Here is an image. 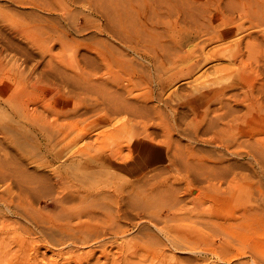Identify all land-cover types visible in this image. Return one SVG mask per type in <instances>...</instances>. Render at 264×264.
Listing matches in <instances>:
<instances>
[{
  "label": "rangeland",
  "instance_id": "1",
  "mask_svg": "<svg viewBox=\"0 0 264 264\" xmlns=\"http://www.w3.org/2000/svg\"><path fill=\"white\" fill-rule=\"evenodd\" d=\"M262 4L0 0V264H264Z\"/></svg>",
  "mask_w": 264,
  "mask_h": 264
},
{
  "label": "bare ground",
  "instance_id": "2",
  "mask_svg": "<svg viewBox=\"0 0 264 264\" xmlns=\"http://www.w3.org/2000/svg\"><path fill=\"white\" fill-rule=\"evenodd\" d=\"M215 1V0H214ZM262 5H264V4H262ZM261 6V5H260ZM251 7H253V6H251ZM235 10H237V9H235ZM256 11L255 12H253V14L255 13V15H257L258 16V14L260 13V15H261V13H262V15L261 16H264V7H262L261 8V10L260 11H258L257 9H255ZM238 13H239V8H238ZM242 11V10H241ZM246 11H248L247 9H243V12H245L246 13ZM249 11H250V9H249ZM258 11V12H257ZM102 13V12H101ZM103 14V13H102ZM235 14V13H234ZM109 15H110V13H109ZM236 15V14H235ZM238 16H239V14H238ZM110 17V16H109ZM251 17V16H250ZM259 17V16H258ZM115 18V17H114ZM173 20V19H172ZM112 21V20H111ZM177 21H178V19H177ZM262 21H264V20H262ZM191 23V22H190ZM175 24H177V23H175ZM199 24V23H198ZM256 24V23H255ZM260 24V23H259ZM155 25H156V23H155ZM160 25V24H159ZM258 25V24H257ZM152 26V25H151ZM174 26V25H173ZM108 27V26H107ZM124 27V26H123ZM167 27V26H166ZM170 27V26H169ZM110 28V27H109ZM126 28H128V27H126ZM185 28H186V26H185ZM189 28V27H188ZM187 28V29H188ZM168 29V28H167ZM183 29H184V27H183ZM204 30V29H203ZM209 30V29H208ZM110 31V30H109ZM112 31V30H111ZM123 31V30H122ZM175 31H177V30H175ZM210 31H212V30H210ZM227 31V30H226ZM193 32V31H192ZM201 32H203L202 30H201ZM207 32V31H206ZM131 33V32H130ZM167 33V32H166ZM172 33V32H171ZM170 33V34H171ZM180 33V32H179ZM198 33V32H197ZM207 33H209V32H207ZM216 33V32H215ZM177 34V33H176ZM112 35V34H111ZM114 35V34H113ZM222 35H224V34H222ZM116 36V35H115ZM206 36V35H205ZM202 37H204V36H202ZM171 38V37H170ZM126 40V39H125ZM177 40V39H176ZM190 39H188V40H186L185 42L186 43H188V41H189ZM129 44V43H128ZM176 44V43H175ZM175 47V46H174ZM178 47V46H177ZM236 49V48H235ZM233 56V55H232ZM178 59V58H177ZM255 70V69H254ZM188 71V70H187ZM189 71H190V69H189ZM260 71V70H259ZM258 72V71H257ZM258 74V73H257ZM120 77V76H119ZM118 78V77H117ZM120 79V81H121V78H119ZM114 80V79H113ZM134 80V79H133ZM116 81V80H115ZM118 81V80H117ZM116 81V82H117ZM111 82H113V81H111ZM128 82V81H127ZM121 84V83H120ZM119 84V85H120ZM116 85H118V84H116ZM121 87V86H120ZM199 90V89H198ZM2 91H6V90H4V89H1L0 90V93H2ZM224 92V91H223ZM222 91H220V92H218L217 93V99H220L221 98V100H223L222 99V97H224L226 94H225V92L223 93ZM258 92V91H257ZM262 92H264V91H262ZM209 93V92H208ZM201 96V95H200ZM262 96H264V95H262ZM4 97V104H12V103H15V104H19V106H20V104H21V109H20V111L19 112H21V113H25L26 112V109H25V107L24 106H26L25 104H24V100L22 101L21 99H20V96H19V99L20 100H18V99H11V100H8L9 99V97H5V96H3ZM18 97V96H17ZM17 97H15V98H17ZM104 97V96H103ZM214 97V96H213ZM245 97V96H244ZM247 97V96H246ZM246 97H245V99H246ZM106 100V99H105ZM216 100V99H215ZM214 100V101H215ZM113 101V100H112ZM112 101L110 102V103H112ZM115 101V100H114ZM218 101V100H217ZM240 101V100H239ZM254 101V100H253ZM252 101V102H253ZM220 102V101H219ZM248 102V101H247ZM127 103V102H126ZM249 103V102H248ZM251 103V102H250ZM258 103V102H257ZM256 103V104H257ZM114 104V103H113ZM118 104V103H117ZM224 104V103H223ZM255 104V103H254ZM104 105V104H103ZM116 105V103L113 105V106H115ZM119 105H121V104H119ZM244 105H246V104H244ZM256 106V105H255ZM262 106H264V105H262ZM12 107V106H11ZM106 107V106H105ZM115 107H117V106H115ZM118 107H120V106H118ZM251 107V106H250ZM257 107V106H256ZM101 108V107H100ZM248 108H249V106H248ZM248 108H246V109H248ZM125 109V108H124ZM136 109V108H135ZM250 109H252V107L250 108ZM255 109V108H254ZM103 110H105V114H103L104 116L106 115V116H108L107 114H106V110H108V109H105L104 107H103ZM110 110V109H109ZM108 110V111H109ZM114 110V109H113ZM112 110V111H113ZM208 110V109H207ZM261 110V109H260ZM117 111V110H116ZM121 111V110H120ZM125 111V110H124ZM250 111V110H249ZM252 112H253V109L251 110ZM256 111V112H255ZM254 112H255V115H256V113H257V110H255ZM259 111V110H258ZM111 112V111H110ZM115 111H113L112 113H113V115L115 114L114 113ZM207 112V111H206ZM247 112V111H246ZM246 112H245V114H246ZM251 112V113H252ZM262 112V111H261ZM261 112H260V114H261ZM129 113V112H128ZM208 113H209V111H208ZM206 114V113H205ZM230 114V113H229ZM258 114V113H257ZM21 115V114H20ZM109 115H111V114H109ZM254 115V114H253ZM259 115V114H258ZM257 115V116H258ZM23 116V115H22ZM239 116V115H238ZM242 116V115H241ZM241 116H240V118H241ZM247 116H249L248 118H251L250 117V115H247ZM252 116V115H251ZM218 117V116H217ZM233 117V116H232ZM253 117V116H252ZM260 117H264V116H259V118H253V119H251V121L248 123V126H250V127H252L253 129H256L257 131H258V134L260 135H262V134H264V119H261ZM108 118V117H107ZM223 118H224V116H223ZM233 118H231V120H232ZM234 119H237V117L236 118H234ZM233 119V120H234ZM243 119H244V117H243ZM240 119L238 118V121H239ZM250 120V119H249ZM248 120V121H249ZM229 121V120H228ZM237 121V120H236ZM245 122V121H244ZM243 122V123H244ZM247 122V121H246ZM214 123V122H213ZM216 123V122H215ZM240 123H242V122H240ZM217 124V123H216ZM224 124V123H223ZM232 125V124H231ZM231 125H229L230 126V128H231ZM245 125H247V124H245ZM214 126V125H213ZM234 126V125H233ZM218 127V126H217ZM227 128V127H226ZM222 129V132L225 130V127L224 128H221ZM220 129V130H221ZM220 130H219V132H220ZM229 130V129H228ZM249 130H251V129H249ZM38 131H44V129H42V130H38ZM47 131V130H46ZM226 131V130H225ZM236 131V130H235ZM239 131V130H238ZM248 131V130H247ZM256 131V132H257ZM56 133V136H61L62 138H63V140H64V137H66V135L65 134H63L59 129L58 130H56L55 131ZM218 131H216L215 133H217ZM71 134V133H70ZM222 134V133H221ZM229 134V133H228ZM224 135V134H223ZM223 135H221L222 137H223ZM71 136V135H70ZM69 136V137H70ZM239 136V135H238ZM242 136V135H241ZM226 137V136H225ZM231 137V136H230ZM230 137H228V138H230ZM244 137V136H243ZM248 138H252V134H249L248 135ZM69 139V138H68ZM213 140H214V136H213ZM218 140V139H217ZM238 141V140H237ZM249 143V142H248ZM251 144V143H250ZM260 144V145H259ZM252 145H254L253 143H252ZM252 145H250V146H252ZM255 145H257V146H261L262 147V145H264V141H260V140H256V142H255ZM228 146V144L225 146V147H227ZM249 146V147H250ZM245 147V146H244ZM228 148V147H227ZM252 149H254V148H252ZM252 149H250V151L252 150ZM258 150V149H257ZM247 152H248V150H247ZM247 156H251L253 159H254V161L255 162H257V164H260V163H258V162H260V160H264V153H257V154H254V152H252V154H250V153H247L246 154ZM135 156V155H134ZM190 156V155H189ZM188 157V156H187ZM190 158V157H189ZM182 160V159H181ZM184 161H185V159H183ZM190 159H188V161H189ZM192 160V159H191ZM187 162V161H186ZM187 165V164H186ZM6 171V170H5ZM3 173V172H2ZM6 175V174H5ZM13 176V175H12ZM12 178V177H11ZM14 178V177H13ZM2 179V178H1ZM45 182V181H44ZM103 189V188H102ZM25 191V190H24ZM192 191V190H191ZM190 191V192H191ZM198 193H200V192H198ZM25 194H26V191H25ZM93 195V194H92ZM95 195V194H94ZM103 195V194H102ZM27 196V195H26ZM108 196V195H107ZM91 198H92V196H90ZM101 197V196H100ZM109 197V196H108ZM21 198V197H20ZM107 198V197H106ZM115 198V197H114ZM24 201V200H23ZM94 202V201H93ZM55 204V203H54ZM90 204V203H89ZM92 205V204H91ZM54 206H56V205H54ZM90 206V205H89ZM61 207V206H60ZM84 207V206H83ZM91 207V206H90ZM87 208H88V206H87ZM120 208V207H119ZM18 211V210H17ZM140 213V212H139ZM138 212H136V214L135 215H138L139 214ZM91 216V215H90ZM120 216V215H119ZM93 217H95V215H93ZM121 217V216H120ZM122 217H125V216H122ZM121 217V218H122ZM222 217V216H221ZM126 218V217H125ZM124 218V219H125ZM219 219V218H218ZM222 219V218H221ZM225 219H227V220H229V218H225ZM34 220V219H33ZM225 221V220H224ZM44 224V223H43ZM212 224V223H211ZM69 229V228H68ZM67 229V230H68ZM88 229H90V228H88ZM69 231V230H68ZM67 231V232H68ZM88 231H90V230H88ZM110 232V231H109ZM111 232H113V229H112V231ZM116 232V231H115ZM115 232L113 233V234H115ZM119 233V232H118ZM123 233V232H122ZM88 234H89V232H88ZM109 234V233H108ZM111 234V233H110ZM120 234V233H119ZM118 234V235H119ZM74 236V235H73ZM103 237V236H102ZM65 239V238H64ZM100 240V239H99ZM158 241V240H157ZM77 242V241H76ZM79 242V241H78ZM171 243V242H170ZM235 243V242H234ZM240 243V242H239ZM72 244V243H71ZM156 244V243H155ZM174 245V244H173ZM228 245V244H227ZM212 245L210 244V247H211ZM227 247V246H226ZM240 247V246H239ZM176 248V247H175ZM228 248H233L232 247V245L231 244H229L228 245ZM210 250V249H209ZM211 250H214V249H211ZM210 250V251H211ZM215 252V251H214ZM214 252H212V253H214ZM221 253V252H220ZM214 255H217V252L214 254ZM220 257V256H219ZM219 259H221V257L219 258ZM225 259V258H224ZM175 261V260H174ZM176 261H179V260H176ZM202 261H204V260H202ZM221 261V260H220ZM224 261V260H223ZM179 262H181V261H179ZM206 262V261H205ZM203 263V262H202ZM175 264H177V262L175 263ZM180 264V263H179ZM206 264V263H205ZM208 264V263H207Z\"/></svg>",
  "mask_w": 264,
  "mask_h": 264
},
{
  "label": "crops",
  "instance_id": "3",
  "mask_svg": "<svg viewBox=\"0 0 264 264\" xmlns=\"http://www.w3.org/2000/svg\"><path fill=\"white\" fill-rule=\"evenodd\" d=\"M135 169H137V168L135 167Z\"/></svg>",
  "mask_w": 264,
  "mask_h": 264
}]
</instances>
